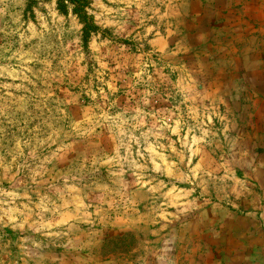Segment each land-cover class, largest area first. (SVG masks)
Segmentation results:
<instances>
[{
  "label": "rangeland",
  "instance_id": "1",
  "mask_svg": "<svg viewBox=\"0 0 264 264\" xmlns=\"http://www.w3.org/2000/svg\"><path fill=\"white\" fill-rule=\"evenodd\" d=\"M0 264H264V0H0Z\"/></svg>",
  "mask_w": 264,
  "mask_h": 264
},
{
  "label": "trees",
  "instance_id": "2",
  "mask_svg": "<svg viewBox=\"0 0 264 264\" xmlns=\"http://www.w3.org/2000/svg\"><path fill=\"white\" fill-rule=\"evenodd\" d=\"M72 3H73V2H72ZM74 4H75V3H74ZM79 13H81V12H79ZM90 27H92V24H86V25H85V27H84V35L87 36Z\"/></svg>",
  "mask_w": 264,
  "mask_h": 264
}]
</instances>
